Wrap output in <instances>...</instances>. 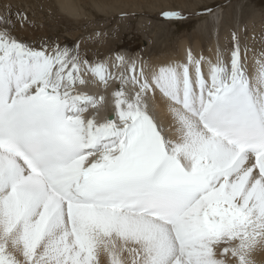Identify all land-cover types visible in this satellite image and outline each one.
I'll list each match as a JSON object with an SVG mask.
<instances>
[{
    "label": "snow or ice",
    "instance_id": "6c2138e0",
    "mask_svg": "<svg viewBox=\"0 0 264 264\" xmlns=\"http://www.w3.org/2000/svg\"><path fill=\"white\" fill-rule=\"evenodd\" d=\"M233 40L228 62L188 50L110 65L78 44L35 47L0 16V264H255L264 52L250 75ZM88 77L118 82L110 118L87 115L106 103L79 91ZM157 96L167 126L149 111Z\"/></svg>",
    "mask_w": 264,
    "mask_h": 264
},
{
    "label": "rangeland",
    "instance_id": "374dc122",
    "mask_svg": "<svg viewBox=\"0 0 264 264\" xmlns=\"http://www.w3.org/2000/svg\"><path fill=\"white\" fill-rule=\"evenodd\" d=\"M72 1L75 17L62 11L57 0H0V16L11 14L19 24H14V34L18 37L16 28L24 30L21 40L38 48L78 44L81 56L90 61L122 52L133 57L145 49L142 57L148 59L166 49L177 52L178 43L187 39L190 44L200 39L207 49L222 34L230 36L232 50L234 35L240 48L264 46V0ZM166 12L179 18H166ZM22 16L27 21L22 22ZM86 87L79 91L89 92Z\"/></svg>",
    "mask_w": 264,
    "mask_h": 264
},
{
    "label": "bare ground",
    "instance_id": "6f19581e",
    "mask_svg": "<svg viewBox=\"0 0 264 264\" xmlns=\"http://www.w3.org/2000/svg\"><path fill=\"white\" fill-rule=\"evenodd\" d=\"M57 2H58L59 8L62 11H65L67 12V14L72 15L74 17L75 15H77L76 9L73 5L72 0H57ZM18 25L19 24H17L16 26ZM15 32L19 38V34L20 35L23 34L24 30H22L20 27V28H16ZM250 39L252 40V38ZM187 40H183L178 43L177 52H173L170 49L169 51L171 52L166 53L168 51L166 49L164 52L158 53L156 55H152L148 59H145V58L143 59L142 56L146 52V49H145V50H142L143 53L142 52L137 53L133 57L131 56L129 57L122 52L120 54H112L111 56L104 57L101 61L108 62L111 65L115 63V57L117 55H121V56H124L129 61L134 60V61H137V63H139L140 61H146L152 65H163V64H167V63L175 62V61H180V62L185 61L188 50H191L193 54L196 55L197 57L203 56L207 59L212 60L213 62H215L218 58L223 59L225 62L230 61V54L232 51L231 46H230V36L227 39H225V36L223 34L219 37L217 36L216 40L213 39L212 42L210 41L211 45H208L207 49L204 48V45H202L200 39H197L192 44H190V42ZM251 46L247 49L248 50L247 64H248L249 74L254 75L255 68H256L255 61L260 57V54L264 52V46L261 43H257L255 45L251 44ZM241 50L242 51L245 50L244 46L241 47ZM110 70L118 73L120 71H123L124 69L123 68H111ZM205 70H207V66H205ZM88 79L90 82L86 88H89L91 90H89V92L87 91V94L95 95L97 97L104 96L106 98V103L104 105L100 106L98 109H92L91 114H89V115L95 116V118L98 121H100V117L102 115L104 116L106 113L113 111L111 94L115 90V88L118 86V82L111 81L110 87L108 89H105L104 86L98 83L94 78L88 77ZM148 104H149V111L156 118V120L159 123L167 126L171 120L170 112H169V109L165 106V104L161 101L159 96H157L155 99H149ZM89 110H91V108ZM253 259H254L255 264H264V248H258L253 255ZM101 260H102V264H106V260L104 257H101Z\"/></svg>",
    "mask_w": 264,
    "mask_h": 264
},
{
    "label": "water",
    "instance_id": "95a60500",
    "mask_svg": "<svg viewBox=\"0 0 264 264\" xmlns=\"http://www.w3.org/2000/svg\"><path fill=\"white\" fill-rule=\"evenodd\" d=\"M111 113H112V111H111V112H109V113H106V114L104 115V119H106V118H110V116H111Z\"/></svg>",
    "mask_w": 264,
    "mask_h": 264
}]
</instances>
